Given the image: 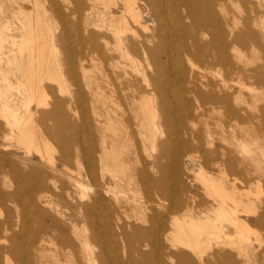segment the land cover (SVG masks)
<instances>
[{
    "label": "bare ground",
    "instance_id": "6f19581e",
    "mask_svg": "<svg viewBox=\"0 0 264 264\" xmlns=\"http://www.w3.org/2000/svg\"><path fill=\"white\" fill-rule=\"evenodd\" d=\"M64 1L80 17V69L100 63L98 145L87 124L76 147L65 112L76 99L58 98L68 91L39 0L30 11L0 0V264H264V0ZM170 156L198 167L204 197L187 190L178 163L166 170ZM79 158L75 198L56 183ZM122 185L141 188L132 200L151 212L147 226L119 215Z\"/></svg>",
    "mask_w": 264,
    "mask_h": 264
},
{
    "label": "rangeland",
    "instance_id": "374dc122",
    "mask_svg": "<svg viewBox=\"0 0 264 264\" xmlns=\"http://www.w3.org/2000/svg\"><path fill=\"white\" fill-rule=\"evenodd\" d=\"M28 1L23 0V4L26 10L30 11V9L32 10L31 7H33L32 5L33 0H28ZM39 3L41 7L39 8L38 12H39L40 18H42L44 21V26H43L44 34H48V37L51 36L52 39L55 41L56 50H57V61H58V63L56 62V64H60V67H61L59 70L54 69V74L57 76L58 80L64 83L68 91L67 94H64L63 96H59L58 98L63 99L65 101H69V102L72 101L73 99H76L73 103H70V106H69L70 108H67L66 106L65 112L67 116L70 118L72 124H74V126L78 128L77 129L78 143L76 147L79 149L80 152H83V149L86 146V141L84 140H86V138L89 136L88 128H86L87 124L93 129L91 135L93 137L95 145H98V140H99V135H100L99 124L97 120L100 119L99 114L101 110L99 100H100L101 95L104 92L103 90L104 84L102 81V74L100 72V63L98 61V58L96 57L95 63L90 64L88 62L89 64H87V62H85L83 63L84 69L83 70L80 69L81 62L79 61V59L81 57H84L88 51H87L86 46H82L79 39L77 40L74 34V29L71 26L72 22L79 20L80 17L77 15H74V16L70 15L69 10H68V5L66 4L64 0H57V3L60 6L61 11H62L60 16H58L56 13L52 11L49 0H39ZM28 11L25 12L26 13L25 15H28L29 13ZM7 16L10 17V12L7 13ZM7 21H10L11 23L15 22V20H12L10 18ZM64 21L66 25L64 24ZM10 27H14L16 29L17 25H13ZM48 42H50V40H48ZM68 55H71V58L73 60L72 62L77 67V70H76L77 82L76 83H74L69 78L70 76L67 75L68 66H66V60L68 59L67 58ZM134 78L139 82L141 77L136 76L135 74ZM45 86L52 87V90L55 92L57 91V88H58L57 84L55 83L47 82L45 83ZM7 93L8 95L15 96L16 90L12 88ZM14 106L18 109V112L21 113L22 105H20V103H16V105ZM85 116L88 118V121H86ZM195 127H198V124H195ZM83 130H85V132ZM173 158L174 156H170L168 159L164 161L166 164V170H168L169 173L172 174L174 165L178 163V168L180 172L179 177L181 181L183 180L182 182H184V185L186 186L187 190L188 191L191 190L199 194L201 198L204 197L202 194L201 184L197 181H194V176L197 174L198 167H196L193 164L191 166H188L187 163H189V159L186 156L176 158V160ZM70 165H71L70 166L71 171H73V173H64L60 175L58 174L57 177L59 181L56 183V185H59V182H63V181L65 184H70L72 195L75 198H78L80 191H78L73 186V184L70 183L69 179L74 178L77 175V173H82V174L84 173V161L82 158L73 159ZM208 171L212 172V170H208ZM131 172L132 170L130 169L129 171H127V174L130 175ZM194 172L196 173L194 174ZM153 176L154 178H156L158 177V174L154 173ZM213 177L215 179L222 178V176L218 174L217 175L215 174ZM174 184L175 182L172 179H169L167 181V186L171 190L174 189ZM122 187H123L122 190L126 194L122 195V199L119 203V206H118L119 215L122 217L123 220L127 221L130 224H136L138 226H144V225L147 226L148 224L145 221H146V218L152 215L151 212H146V210L141 209L137 204L133 202L134 200L133 196L136 193L139 194L140 196L142 195L141 188H136L134 186H131L130 188L132 189V192H129L127 186L122 185ZM173 192L175 194L174 190ZM153 198L157 200L156 193L153 194ZM165 205L167 207V205L169 206V203L166 202ZM61 209H62L61 212H64L63 208ZM56 218L60 222L61 226L62 225L64 226L68 222L66 212L63 213V216L57 215ZM80 232L83 235H89V230L87 228H84V230L83 229L80 230ZM35 236H36V231L33 230V236L31 237L30 235L27 234L25 239L31 238V240H33L35 239ZM47 243L45 247L47 248L51 247L50 249H55L58 246V242L53 240L52 238Z\"/></svg>",
    "mask_w": 264,
    "mask_h": 264
}]
</instances>
